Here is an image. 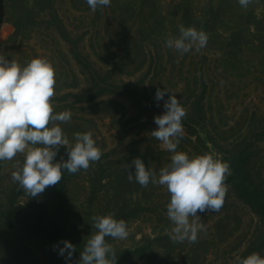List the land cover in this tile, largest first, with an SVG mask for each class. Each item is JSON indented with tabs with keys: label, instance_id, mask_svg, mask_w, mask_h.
Here are the masks:
<instances>
[{
	"label": "rangeland",
	"instance_id": "rangeland-1",
	"mask_svg": "<svg viewBox=\"0 0 264 264\" xmlns=\"http://www.w3.org/2000/svg\"><path fill=\"white\" fill-rule=\"evenodd\" d=\"M180 1L149 2L153 15L159 19L157 10L165 12L166 27H140L135 21H129L125 27H112L114 20L104 19L95 25L96 12L76 10L71 0H60L71 36L79 41L83 56L108 83L105 84L108 90L90 104H79L77 98L69 96L58 108L54 104V113L71 111L70 122H57L71 145L75 144V133L91 131L96 147L103 154L86 171L81 169L75 174L62 171V180L37 197L18 190V185L11 181L17 162L23 166L25 154L18 153L12 161H7L0 182L11 189L9 198L17 200L19 213L14 223L6 215L4 222L0 221V264H79L87 239L97 231L92 227L91 217L109 214L126 222L129 236L125 240L106 237V242L115 252L140 249L139 254H129L118 260V264H239L240 259L254 252L264 257V248L245 255L257 239L259 219L231 186L228 185L221 211L197 213L206 229L198 234L197 242L175 243L165 232L172 227L167 217L170 203L167 188L152 183L142 187L135 179L130 182L127 171L134 173V166L123 169V164L131 165L135 158H140L146 169L158 176L160 169L171 163L174 153L163 148L150 134L158 129L154 118L164 112L155 111L142 96L109 91L113 84L147 90L161 107L170 96H176L187 113L183 119L194 120L191 125L182 124L184 136L177 147L178 152L186 153L189 158L215 153L221 159L241 148L244 142H258L251 148L252 165L264 175V26L253 28L254 36L244 51L233 48L219 36L208 40L199 52L193 48L181 55L165 43L168 38L179 37L180 25L188 28V21L180 23L176 18L179 9L183 10ZM208 1L197 0L199 11ZM255 1L259 7L264 5V0ZM232 28L221 27L217 32L226 36ZM13 32L14 27L4 25L0 43ZM33 43L38 47L43 45L40 38ZM53 45L56 52L63 51L67 56L51 58L63 66V71L74 69L79 74L80 81L75 85L85 92L97 91L92 76L72 60L68 53L70 46L64 41L60 47ZM67 60H72V67L67 65ZM103 80L97 79L98 84H103ZM158 88L167 90L159 101L155 97ZM79 89L72 91L79 93ZM201 107L204 114L197 123ZM65 157L67 148L60 147L54 163ZM96 173L106 176L103 186L97 185L94 193L90 180ZM49 210H53L50 217ZM25 218L36 224L42 220L43 230L27 231ZM48 230L59 233L63 241L76 247L71 260L65 259L67 253L58 254L59 248L64 247L62 243L54 249L55 244L46 239L51 232Z\"/></svg>",
	"mask_w": 264,
	"mask_h": 264
},
{
	"label": "clouds",
	"instance_id": "clouds-1",
	"mask_svg": "<svg viewBox=\"0 0 264 264\" xmlns=\"http://www.w3.org/2000/svg\"><path fill=\"white\" fill-rule=\"evenodd\" d=\"M93 12L98 8L110 6L111 0H86ZM253 0H238L241 7L247 8ZM179 37L168 38L166 47L181 55L193 48L197 52L206 47L208 34L194 27L179 26ZM55 72L46 59H33L21 67L15 60L9 62L0 54V162L12 161L18 153L25 154L23 166L16 164L11 181L30 197H37L47 187L55 186L62 180V169L75 174L81 169L99 162L102 151L96 147L92 132L74 134L75 144H70L59 123L71 121L72 113L66 110L54 113L50 99L55 95ZM167 90L156 91V99L162 100ZM165 112L156 116L158 126L150 134L162 143L171 153V163L159 171V175L146 169L140 158L131 165L123 164V169L132 166L135 172L127 171L131 182L135 179L142 187L149 183L164 186L170 193L167 217L172 227L165 232L175 243H196L198 234L206 231L198 212L221 211L228 191L227 177L231 175L230 165L222 162L215 153H206L189 158L178 152L177 147L184 136L182 119L186 110L172 95L164 102ZM51 124V126H49ZM39 145V146H38ZM60 147L67 148L68 159L55 162ZM92 227L97 231L87 239L80 253L79 264H116L115 249L106 242V237L125 240L129 236L127 224L123 219L116 220L111 214L93 216ZM59 248V255L71 260L76 247L68 241ZM58 245H54V249ZM239 264H264V257L252 253L240 259Z\"/></svg>",
	"mask_w": 264,
	"mask_h": 264
},
{
	"label": "trees",
	"instance_id": "trees-1",
	"mask_svg": "<svg viewBox=\"0 0 264 264\" xmlns=\"http://www.w3.org/2000/svg\"><path fill=\"white\" fill-rule=\"evenodd\" d=\"M151 1L111 0L110 6L98 8L95 11L94 24L97 25L101 20L104 21L106 19L115 21L114 25H111L112 27H125L124 24L129 23V21H135V24H140V27H166L165 12L162 9L160 11L157 10L160 19L157 15H153L154 10L149 5ZM59 3L60 0H0V30L6 24L14 27V32L9 38L0 43V54H4L9 62L15 60L21 67L26 66L28 62L37 58L46 59L53 66L56 81L54 85L55 95L50 99L53 110L54 104L58 108L69 96L77 98L79 104H90L104 96L108 90V87L105 85L108 83L101 78L102 75L99 70L83 56L79 41L71 36ZM71 3L72 7L76 10H81L85 13L93 12L86 0H71ZM179 4L183 7V10L180 11L179 9L176 17L179 18L180 23L188 21V27H194L207 33L208 40H215L221 36L222 40L230 42L233 48L239 47L242 51H244L246 46H249V40L254 36L253 28L264 26V5L259 7L255 0L247 8L241 7L238 0H209L200 11L197 7V0H181ZM262 7L263 9H261ZM221 27L234 28H232L231 34L226 35V37L218 33ZM39 38L40 40L42 39L43 43L41 47L33 43ZM60 41H64L70 46L68 53L71 55L72 60L82 65L84 72L92 76V82L98 87L97 91H92V89L85 92V89H79L75 85L80 81L79 74L74 69H69L68 72L66 68L67 72L63 71V66L57 64L51 58L53 55L61 54L66 59L67 55L63 51L56 52V46L53 45L56 43L60 47ZM71 61H66L70 67H72ZM97 79L103 80L104 83L98 84ZM110 86L109 91L113 93L125 96H142L155 111L165 112L163 107L146 92L147 90H141L137 86L131 87L114 84ZM75 89H79L80 92L75 93L72 91ZM201 108L200 118L195 120L197 123L203 118L204 109L203 107ZM193 121L191 119H182V124L191 125ZM199 139L202 140L201 137ZM257 143L244 142V145L238 150L221 157L222 162L229 163L231 170V175L227 177L226 184L232 187L238 198L259 219L257 239L249 245L245 255L254 251H262L264 248V175L252 165L253 153H251V148H254ZM204 145L205 147L207 146L205 142ZM207 151H210V149ZM67 159L68 156L65 157L64 161ZM6 164L7 161L0 162V174L6 167ZM105 176L98 173L91 175L90 184L94 193L97 190V185L103 186ZM10 190V188L0 182V221L4 222L6 215L10 219V222L14 223V218H16L19 212H17V200L9 198ZM62 190L64 193L65 190ZM139 209H136L133 213ZM47 213L50 217L51 214L53 215V210H49ZM23 222L26 223L27 231L34 230L37 233L38 231L41 232L44 228L42 220L38 222L41 225L36 224V222L29 223L27 218ZM57 234L60 235L57 232L51 231L48 233L46 239L55 245L60 244L63 241V237ZM139 253L140 249L117 251L115 252L116 264H118V260L120 262L123 257L129 254Z\"/></svg>",
	"mask_w": 264,
	"mask_h": 264
},
{
	"label": "crops",
	"instance_id": "crops-1",
	"mask_svg": "<svg viewBox=\"0 0 264 264\" xmlns=\"http://www.w3.org/2000/svg\"><path fill=\"white\" fill-rule=\"evenodd\" d=\"M8 27H13L12 25H10V24H6Z\"/></svg>",
	"mask_w": 264,
	"mask_h": 264
}]
</instances>
